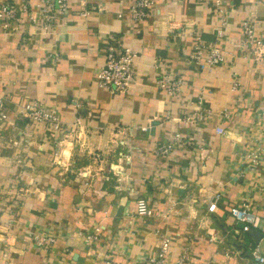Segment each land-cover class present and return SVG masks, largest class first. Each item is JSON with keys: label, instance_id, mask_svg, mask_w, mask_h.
<instances>
[{"label": "crops", "instance_id": "0c3cea01", "mask_svg": "<svg viewBox=\"0 0 264 264\" xmlns=\"http://www.w3.org/2000/svg\"><path fill=\"white\" fill-rule=\"evenodd\" d=\"M130 3L66 0L50 30L19 20L0 31V264H149L161 236L170 239L167 264L181 254L184 264H252L254 247L264 254V235L254 242L230 215L247 202L264 217V164L249 170L245 158L264 142V62L239 51L248 17L264 47V0H153L150 16L134 22ZM197 34L225 52L222 65L200 69L189 58ZM117 41L138 52L126 94L96 82ZM162 72L183 78L179 95L156 86ZM198 96L204 118L187 120ZM33 100L60 116L61 130L21 114ZM78 116L84 139L69 141ZM174 133L182 144L156 154ZM139 198L153 216L136 214ZM34 232L55 245L35 251ZM90 232L98 238L88 246Z\"/></svg>", "mask_w": 264, "mask_h": 264}, {"label": "built area", "instance_id": "2783aa9c", "mask_svg": "<svg viewBox=\"0 0 264 264\" xmlns=\"http://www.w3.org/2000/svg\"><path fill=\"white\" fill-rule=\"evenodd\" d=\"M86 2L89 0H79ZM131 3L127 10L128 17L131 21H139L150 16L153 0H130ZM173 2L200 1V0H172ZM217 5V1L212 3ZM67 9L66 0H39L35 7H32L28 0H0V31H14L17 29L19 20H24L32 26L40 29L50 30L56 25L61 15L65 14ZM101 10V7H98ZM85 14V12H82ZM217 14L221 15V25H225L223 18V10L218 8ZM120 17L121 14L119 13ZM255 22L253 18H245L241 23L242 39L239 43V51L245 56H253L256 60L264 62V47L255 36ZM222 35L221 30L218 37ZM255 44V45H254ZM254 46V47H253ZM138 52L131 46L125 45L117 41L115 45L111 44L107 47L103 66L97 73V85L107 90L126 94L135 84L137 75L136 59ZM189 58L196 63L200 69H211L214 66L222 65L226 60L225 52L218 50L215 44L205 43L200 35H194V42ZM238 84H233L234 89ZM156 86L163 90L169 97L177 96L181 93L183 86V78L181 76L172 77L168 72H162L156 80ZM203 98L198 96L196 102H190L194 106V110L187 116V120L196 121L204 118L205 109L202 106ZM76 112L81 106L79 101L72 102ZM21 114L27 116L32 122L40 123L48 126L53 130L62 129V121L60 116L51 110L45 109L42 104L36 100L26 103L19 108ZM2 98H0V122L6 116ZM223 116H228L229 111L224 108ZM81 120L78 116L73 127H80ZM71 127V128H73ZM70 128V129H71ZM216 131L223 134L224 130L217 127ZM182 144V135L174 133L172 138L161 143L156 148V154L168 156L172 149ZM249 170L260 162L264 164V142L249 149L245 155ZM217 196H213L207 202V210L213 212L216 208ZM136 214L139 216L151 217L154 215L153 207L149 206L144 198L136 200ZM230 215L235 222L240 223V233L246 234L248 229L254 228L260 230L264 235V217L254 214L247 202H241L230 208ZM97 232H90L82 235V239L86 245H92L97 241ZM31 240L33 244L30 247L35 251L46 252L56 243L54 235H46L40 233H32ZM171 255L170 239L167 236H161L160 248L148 258L149 264H167L166 260ZM252 264H264V254L257 247H254L250 253ZM185 263V254H181L176 259V264Z\"/></svg>", "mask_w": 264, "mask_h": 264}, {"label": "rangeland", "instance_id": "374dc122", "mask_svg": "<svg viewBox=\"0 0 264 264\" xmlns=\"http://www.w3.org/2000/svg\"><path fill=\"white\" fill-rule=\"evenodd\" d=\"M68 132L70 134L69 141H71V138L72 140H83L84 139V132L82 129H80V127H73Z\"/></svg>", "mask_w": 264, "mask_h": 264}, {"label": "water", "instance_id": "95a60500", "mask_svg": "<svg viewBox=\"0 0 264 264\" xmlns=\"http://www.w3.org/2000/svg\"><path fill=\"white\" fill-rule=\"evenodd\" d=\"M247 234L254 240V242H258L259 239L262 237V233L254 228H250L247 231Z\"/></svg>", "mask_w": 264, "mask_h": 264}]
</instances>
